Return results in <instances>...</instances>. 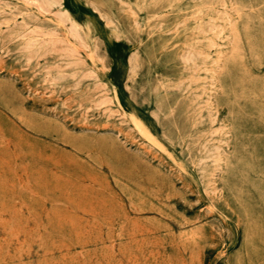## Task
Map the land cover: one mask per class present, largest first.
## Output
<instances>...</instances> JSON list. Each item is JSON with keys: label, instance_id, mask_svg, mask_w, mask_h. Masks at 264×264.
<instances>
[{"label": "rangeland", "instance_id": "1", "mask_svg": "<svg viewBox=\"0 0 264 264\" xmlns=\"http://www.w3.org/2000/svg\"><path fill=\"white\" fill-rule=\"evenodd\" d=\"M0 264H264V0H0Z\"/></svg>", "mask_w": 264, "mask_h": 264}, {"label": "bare ground", "instance_id": "2", "mask_svg": "<svg viewBox=\"0 0 264 264\" xmlns=\"http://www.w3.org/2000/svg\"><path fill=\"white\" fill-rule=\"evenodd\" d=\"M67 12H68V11H67ZM18 18H20V16H19ZM77 18L79 19L78 16H77ZM77 18H76V19H77ZM79 23H80V22H79ZM111 25H112V23H111ZM82 27H83V25H82ZM82 32H83V31H82ZM52 40H53V39H52ZM58 41H59V40H58ZM159 42H160V41H159ZM87 44H88V43H87ZM88 46H89V45H88ZM136 57H137V56H136ZM109 58H110V57H109ZM111 62H112V61H111ZM238 65H239V64H238ZM238 65H237V67H238ZM109 68H110V67H109ZM104 69H105V68H104ZM131 74H132V73H131ZM104 84H105V83H104ZM113 84H114V83H113ZM114 85H115V84H114ZM105 87H106V84H105ZM115 87H116V86H115ZM106 91H107V90H106ZM117 96H118V95H117ZM90 103H91V102H90ZM142 103H144V102H142ZM118 104H119V103H118ZM121 109H122V108H121ZM119 110H120V109H119ZM119 110H118V111H119ZM123 113H124V112H123ZM135 115H136V114H135ZM140 119H141V118H140ZM141 120H142V119H141ZM143 120H144V119H143ZM151 133H152V132H151ZM156 141H157V140H156ZM206 172H207V171H206ZM206 172H205V173H206Z\"/></svg>", "mask_w": 264, "mask_h": 264}]
</instances>
